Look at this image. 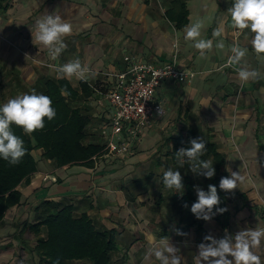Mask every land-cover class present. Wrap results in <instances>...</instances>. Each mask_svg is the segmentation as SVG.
I'll return each instance as SVG.
<instances>
[{
	"label": "crops",
	"instance_id": "obj_1",
	"mask_svg": "<svg viewBox=\"0 0 264 264\" xmlns=\"http://www.w3.org/2000/svg\"><path fill=\"white\" fill-rule=\"evenodd\" d=\"M171 2L0 0V105L20 94H31L33 89H43L46 79H61L57 68L79 59L94 75L86 82L75 77L63 80L80 93V83L94 91L72 104L89 120L85 144L106 147L114 114L106 95L116 84L115 76L126 72L132 63H165L177 54L179 67L195 73L189 84L167 81L161 86L156 102L164 115L153 116L132 141L127 156L108 158L102 151L92 159L93 168H58L42 158L41 150H35L37 171L27 184L20 185L25 201L5 217L0 248L11 243L22 251L19 242L4 243L2 239L14 235L13 226L26 211H31L33 224L35 209L43 201L72 206L74 216L87 215L97 231L115 232L114 264H146V252L158 247L162 238L180 249L182 264H195L198 245L208 243L205 236L220 239L248 228H264V79L244 83L233 67H225L233 45L248 49L242 64L249 70L264 74V56L258 57L252 49L250 30L241 33L231 27L228 9L233 0H183L188 11L186 26L201 20L205 25L202 38L213 39V50L205 57L184 39L186 26L177 30L166 18ZM48 15H58L73 27L72 35L64 40L67 48L56 60L34 40L37 22ZM217 27L224 29L220 38L212 35ZM218 39L224 40L223 50L215 48ZM188 130L210 141L224 157L222 177L237 172L244 178L230 192L240 197L227 206L233 214L227 230L219 228L215 216L205 221L197 219L190 208L179 209L177 201L185 194L188 181H182V195L163 184V173L172 169L182 178L191 176L196 201V186L208 191L210 184L191 170V164L184 170L180 161L172 164L174 139L185 137ZM7 257L1 251L0 264ZM261 258L264 261V252ZM151 264H159L154 256Z\"/></svg>",
	"mask_w": 264,
	"mask_h": 264
},
{
	"label": "trees",
	"instance_id": "obj_2",
	"mask_svg": "<svg viewBox=\"0 0 264 264\" xmlns=\"http://www.w3.org/2000/svg\"><path fill=\"white\" fill-rule=\"evenodd\" d=\"M165 16L171 23H174L177 30H182L188 22V11L183 0H172ZM42 85L43 89H35V91L37 94H44L52 99L56 117L52 121L45 118V127L32 134L35 143H32V138L25 134L22 128L11 126L14 134L24 140L27 154L15 166L0 158V227L5 221L6 214L10 210L20 207L25 201L20 185L27 184L29 177L37 171V162L32 155L35 150H41L42 158L52 161L58 168L66 166L93 168L92 159L102 151L104 152V145L85 144L89 120L82 115L79 109L72 107V104L78 102L79 98H88L94 91L90 90L85 83H80L81 94L63 79H46ZM62 88H66V95L61 94ZM198 138H201L206 144L204 155L200 159L210 160L215 168L213 178L208 179L203 175H199V177L217 187L221 200L218 207L227 209L233 198L240 196L219 188L225 160L222 155L217 153L214 144L204 137L198 136L195 130H188L185 137L174 139V147L171 151L172 164H179L180 160H178L176 152L182 147H190V141ZM189 166L190 162L185 159L182 169L189 168ZM183 179L188 183L185 194L177 201L181 211L191 209L192 204L197 202L193 184L189 181L191 176H183ZM185 204L187 207L184 206ZM35 212V222L33 224L24 222L26 220L20 222L18 226L20 225L21 229L12 240L19 242L20 245L23 244V240L24 253L27 252L26 247H28L30 249L28 254L34 258V262L35 259L38 260L37 264H55L57 260H59V264L86 261L89 264H114L113 256L117 251L115 232L97 231L87 215L75 217L72 206L43 201L36 207ZM214 216L219 228L227 230L230 227L233 214L229 210ZM29 233L33 235L32 239L36 240L34 244H30V241L27 242L31 238H23ZM12 240L4 241L12 242Z\"/></svg>",
	"mask_w": 264,
	"mask_h": 264
},
{
	"label": "clouds",
	"instance_id": "obj_3",
	"mask_svg": "<svg viewBox=\"0 0 264 264\" xmlns=\"http://www.w3.org/2000/svg\"><path fill=\"white\" fill-rule=\"evenodd\" d=\"M228 13L231 16V27L241 33L246 29L250 30L252 49L258 57L264 56V0H233ZM36 27L34 40L48 50L52 60L58 59L67 48L64 40L65 37L72 35V25L58 15H48L39 20ZM204 27L203 21L197 20L186 26L184 36L186 41L192 42L201 57H205L214 47L213 39L202 38ZM223 33V27H217L212 35L214 38H220ZM215 48L223 50L224 40L218 39ZM247 52L246 47L233 45L232 55L225 67H233L238 73V78L244 83L264 79V74L258 70H249L242 64ZM57 72L61 79L72 80L75 77L85 82L94 75L88 66L81 64L79 59L59 66ZM61 94H67L66 88L61 89ZM52 104L53 101L49 96L37 94L33 89L31 94H20L0 106V158L12 166L22 161L27 149L24 140L14 134L11 126L22 128L24 133L32 138V143H35L32 134L45 127V118L52 121L56 117V110ZM205 148L206 144L201 138L192 139L190 147L180 148L176 156L181 166L186 159L190 162V168L194 173L211 179L215 175L213 163L210 160L200 159L204 155ZM243 180L239 173L231 172L230 177L221 178L219 188L231 192L238 188V184ZM182 181L179 171L169 169L163 173L164 186L180 192L181 195L184 189ZM196 193L198 200L192 204L191 212L197 219L209 221L215 214H223L227 211L226 208L218 207L221 200L216 186L208 185V191L196 186ZM184 206L187 207V204ZM204 240L208 243L202 242L198 245V254L194 257L195 264H264L261 258V253L264 252V228H248L237 232L234 236L226 234L220 239L208 235ZM153 256L159 264H182L180 249L166 238L161 239L158 247L149 248L144 257L146 264H151ZM55 264H59V260L55 261Z\"/></svg>",
	"mask_w": 264,
	"mask_h": 264
},
{
	"label": "built area",
	"instance_id": "obj_4",
	"mask_svg": "<svg viewBox=\"0 0 264 264\" xmlns=\"http://www.w3.org/2000/svg\"><path fill=\"white\" fill-rule=\"evenodd\" d=\"M194 77L193 71L179 67L177 54L165 63H132L126 72L117 74L116 84L106 95L114 114L102 156H127L132 141L140 136L153 116L164 115L156 102L161 86L167 81L189 84Z\"/></svg>",
	"mask_w": 264,
	"mask_h": 264
},
{
	"label": "rangeland",
	"instance_id": "obj_5",
	"mask_svg": "<svg viewBox=\"0 0 264 264\" xmlns=\"http://www.w3.org/2000/svg\"><path fill=\"white\" fill-rule=\"evenodd\" d=\"M30 212L31 211H26V215L25 216H23V218L22 217H20V218H22L21 219V221H23V220H26V221H24V222H30V218H29V215H30ZM8 214H13V213H11V210L6 214V216L8 215ZM7 218V217H6ZM20 221V222H21ZM6 223V220L4 221V223H3V225L2 226H4V224ZM19 224V223H18ZM23 225V224H22ZM21 225V226H22ZM14 228H17L16 229V233H14V235H12L11 237H6V238H4V239H2V240H12V238L15 236V234H17V232L19 231V229H21V227H20V225L18 226L17 224L15 225V226H13ZM33 237V235L31 234V233H29V234H27V236L25 235L23 238H32ZM34 240V239H33ZM9 242H11V241H9ZM4 243H6V241L4 242ZM22 243L24 244V241L22 240ZM23 244H22V246H23ZM10 246H11V243H8V244H5V245H3V247L2 248H0V253H1V251H2V253H7V255H8V257H7V260L6 261H4L3 262V264H37V263H35L34 262V258H32L31 256H30V254H28V250H30L28 247H26V250H27V254L26 253H24V249H22V251H20L19 250V248H13V247H11L10 248ZM22 248V247H21ZM28 248V249H27ZM10 250H12V251H10ZM25 250V251H26ZM22 252L24 253L23 255H21L22 254ZM122 252V251H121ZM123 253H125V252H123ZM85 264H89V263H87V262H85Z\"/></svg>",
	"mask_w": 264,
	"mask_h": 264
}]
</instances>
